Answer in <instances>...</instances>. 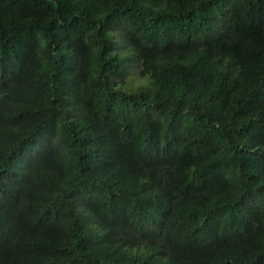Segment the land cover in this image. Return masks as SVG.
Returning <instances> with one entry per match:
<instances>
[{
	"label": "trees",
	"instance_id": "1",
	"mask_svg": "<svg viewBox=\"0 0 264 264\" xmlns=\"http://www.w3.org/2000/svg\"><path fill=\"white\" fill-rule=\"evenodd\" d=\"M0 264H264V0H0Z\"/></svg>",
	"mask_w": 264,
	"mask_h": 264
},
{
	"label": "rangeland",
	"instance_id": "2",
	"mask_svg": "<svg viewBox=\"0 0 264 264\" xmlns=\"http://www.w3.org/2000/svg\"><path fill=\"white\" fill-rule=\"evenodd\" d=\"M123 49L124 51L126 50L125 47ZM128 67H129V72L127 73V78L131 81V83L136 84V82L143 80L139 76V66L137 64H135L134 62H130ZM147 78L148 77H144L143 81H147L148 80Z\"/></svg>",
	"mask_w": 264,
	"mask_h": 264
}]
</instances>
